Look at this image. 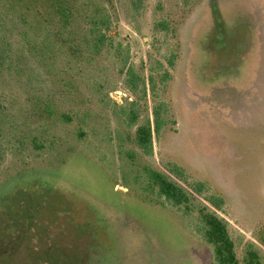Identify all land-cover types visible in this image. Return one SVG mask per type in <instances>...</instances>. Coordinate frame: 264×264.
I'll use <instances>...</instances> for the list:
<instances>
[{"label":"rangeland","instance_id":"rangeland-1","mask_svg":"<svg viewBox=\"0 0 264 264\" xmlns=\"http://www.w3.org/2000/svg\"><path fill=\"white\" fill-rule=\"evenodd\" d=\"M68 1L73 28L106 19L100 47L61 19L45 36L0 0V264H216L197 220L146 198L141 178L123 184L145 167L215 210L240 261L254 244L264 264V0ZM146 119L151 153L134 140Z\"/></svg>","mask_w":264,"mask_h":264},{"label":"trees","instance_id":"trees-1","mask_svg":"<svg viewBox=\"0 0 264 264\" xmlns=\"http://www.w3.org/2000/svg\"><path fill=\"white\" fill-rule=\"evenodd\" d=\"M3 2L7 8L9 6V8L16 12L18 18H21L22 21L34 26L35 30L38 31L42 28V26H46L47 29L45 36L54 33L56 20L61 19L63 23L61 28L65 32V35L85 32L87 35L85 44H91L96 48L100 47V45L104 42L106 30L108 28L106 19H103L100 16H92L90 17L91 20H89L88 23L91 25L88 28H73L70 21V16H73L71 11L72 6L68 0H49L47 6L45 3H42L41 0H3ZM214 9H216L215 6ZM94 37L97 38L99 42H96ZM44 38L43 42L49 45L46 40L44 41ZM76 45L79 44L76 43ZM127 75L128 77L126 78V83L129 86V89L132 92L140 90L141 95L144 96L146 94V85L144 81L135 76L132 68L128 69ZM149 81L151 82V88L154 89L155 83L152 75L149 76ZM139 85H141L140 89ZM130 104L134 106L135 101H131ZM161 104L162 103H157L155 105V129L159 128L160 121L162 119L160 111ZM124 116L127 126L135 124L137 116L134 108L130 109L129 112L124 111ZM66 118L70 119L69 117ZM84 135L85 133L83 131L79 132V136ZM117 138L118 141H123L121 139V134H117ZM103 140L104 138L100 141ZM134 140L138 148H141L145 153H151L152 128L148 119L136 127ZM103 160L104 157L100 158V161ZM127 176V173H122L121 177L123 178V184L128 185L131 182L139 187V181H141V178L142 181H145V185L142 184L141 188L145 190L146 193H144V195L146 198L155 199L162 205L170 207L175 211L180 212V210H182L181 213L183 215L197 220L199 224L198 230L201 231L204 240L213 247V260L216 264H263L259 251L254 247V244L248 245L246 253L244 254L242 261H240L237 257L235 244L229 233L227 222L215 210L209 207V205L196 201L197 199L195 201L192 200L189 192L165 172L145 167L144 171L140 172V177L139 175H135L127 179ZM199 191L201 192V190ZM204 200L216 209L220 208L223 201L220 196L215 194H204ZM49 257V263L56 260L53 255H50Z\"/></svg>","mask_w":264,"mask_h":264}]
</instances>
